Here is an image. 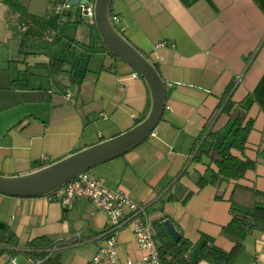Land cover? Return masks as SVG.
<instances>
[{"label": "crops", "instance_id": "obj_1", "mask_svg": "<svg viewBox=\"0 0 264 264\" xmlns=\"http://www.w3.org/2000/svg\"><path fill=\"white\" fill-rule=\"evenodd\" d=\"M63 3L69 6L59 12ZM82 6L0 0V68L9 67L17 84L38 95L0 112L1 175L26 174L115 137L149 112L146 82L111 56ZM111 14L129 42L156 64L165 81V107L143 142L89 173L144 204L150 222L171 219L194 244L197 264H210L202 259L205 244L225 252L234 247L221 233L234 214L233 186L264 192V0H113ZM27 15L49 25L45 38L23 37L21 18ZM158 42L166 45L154 50ZM227 99L240 104L244 123L250 122L244 150L232 152L254 168L217 186L215 159L223 138H233L230 125L200 158L196 152ZM108 224L85 197L63 205L47 196L0 194V264H32L37 256L29 244L37 238L52 243L48 256L61 264H88L105 244ZM116 239L120 264H144L130 226L120 228ZM234 264H264V230L245 237Z\"/></svg>", "mask_w": 264, "mask_h": 264}, {"label": "trees", "instance_id": "obj_2", "mask_svg": "<svg viewBox=\"0 0 264 264\" xmlns=\"http://www.w3.org/2000/svg\"><path fill=\"white\" fill-rule=\"evenodd\" d=\"M21 20L25 24L24 38L43 39L50 30L49 25L41 17L27 15ZM57 40L58 38H54L53 43ZM109 53L115 57L110 51ZM37 96V92L29 89L28 84H17L11 78L9 67L0 68V112L20 103L36 101ZM239 107L240 104L227 99L217 116L205 129V135L197 148L196 156L200 158L203 148L211 144L230 125L233 138L230 141L228 137L223 138L219 146L218 157L215 159L218 170L212 174V181L217 186L230 180L239 181L248 170L254 168V162L241 159L232 152V150L240 152L244 150L250 130V122L244 123V115L238 112ZM229 200L235 206L234 214L231 221L222 228L221 233L234 242V247L230 252H225L215 248L212 244H205L202 247V259L210 264H234L243 250L245 237L254 229L264 230L263 191L236 183ZM166 219H168L166 216H161L151 222L154 229V240L163 264H197L198 259L192 254L194 244L181 233L179 240L174 241L167 234L163 224ZM170 221L172 222L171 219ZM47 241L46 238L31 241L29 246L33 251L30 254L43 259L42 264H61L58 256H48L45 250L53 245ZM37 249L39 252L35 253Z\"/></svg>", "mask_w": 264, "mask_h": 264}, {"label": "water", "instance_id": "obj_3", "mask_svg": "<svg viewBox=\"0 0 264 264\" xmlns=\"http://www.w3.org/2000/svg\"><path fill=\"white\" fill-rule=\"evenodd\" d=\"M113 0H94L93 20L103 45L121 62L130 66L146 82L150 109L140 122L125 132L79 149L55 162L21 175L0 174V194L16 198L45 197L96 166L121 156L143 142L155 129L164 107L166 88L159 70L145 54L132 45L112 21ZM89 0H71L72 6L89 5ZM167 234L177 241L180 233L166 219ZM0 227V234L2 233Z\"/></svg>", "mask_w": 264, "mask_h": 264}, {"label": "built area", "instance_id": "obj_4", "mask_svg": "<svg viewBox=\"0 0 264 264\" xmlns=\"http://www.w3.org/2000/svg\"><path fill=\"white\" fill-rule=\"evenodd\" d=\"M67 6H69L68 3L59 4L57 10L62 12ZM93 11L92 5L82 6V15L93 17ZM112 21L117 23L118 18L112 17ZM165 45V42H158L155 44L154 50ZM47 197L49 200L55 199L63 205H69L75 199L85 197L90 199L98 210L107 215L109 224L102 232L105 244L98 249L88 264H120L117 255L116 234L124 226L132 228L135 241L141 252V261L144 264H163L154 240V229L146 213V206L134 200L126 192L110 188L102 180L86 172ZM46 251L52 252L51 249ZM42 262L43 259L36 257L32 264H42ZM127 264H131V261H127Z\"/></svg>", "mask_w": 264, "mask_h": 264}]
</instances>
